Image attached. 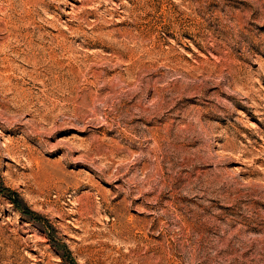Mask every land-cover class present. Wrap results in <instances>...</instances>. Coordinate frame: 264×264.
<instances>
[{
	"label": "rangeland",
	"instance_id": "obj_1",
	"mask_svg": "<svg viewBox=\"0 0 264 264\" xmlns=\"http://www.w3.org/2000/svg\"><path fill=\"white\" fill-rule=\"evenodd\" d=\"M0 264H264V0H0Z\"/></svg>",
	"mask_w": 264,
	"mask_h": 264
}]
</instances>
